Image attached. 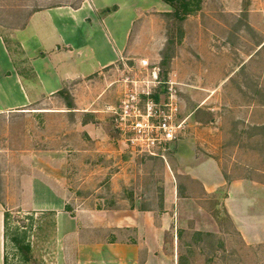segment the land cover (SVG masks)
Instances as JSON below:
<instances>
[{"label": "rangeland", "instance_id": "374dc122", "mask_svg": "<svg viewBox=\"0 0 264 264\" xmlns=\"http://www.w3.org/2000/svg\"><path fill=\"white\" fill-rule=\"evenodd\" d=\"M80 1L0 0V34L13 50L27 80L32 79V74L16 39L11 37L15 29L23 26L34 10L52 5H77ZM196 1L198 9L183 20L167 13H145L140 19L144 26L133 29L130 35L126 57H121L100 75L92 76L91 83L63 89L44 104V107L68 110L60 113L62 116L48 121L41 113L23 114L20 118L0 116V202L7 212L4 264H51L53 260L52 214L29 210L27 200H19L16 183L29 170L23 156L30 155L29 161L38 159L32 151L40 148L45 133L59 130L68 137L70 142L65 143L69 145H72V135L81 138L82 114L73 109L97 110L93 113L99 118L95 132L115 137L108 143L116 153L111 159L106 157L107 143L104 142H73L76 151L68 158L61 186L69 197L66 208L71 213H76L78 208L129 209L133 200H143L144 205L137 207H148L146 202L162 200L167 165L176 172L180 184L189 181V175L176 160L177 143L165 152V160L159 156H139L119 139L112 116L106 111L108 105L119 103L120 79L133 74V71L127 73L126 67H132L138 74L142 59L148 60L150 68H158L162 79L173 76L184 84L178 92V119L192 115L178 137L192 139L189 148L185 147V155L190 160L194 155L196 159H215L227 179L248 174L258 178L262 174L264 0ZM93 99L96 102L90 106ZM71 102L74 108H68ZM102 140V137L97 139ZM121 165L123 172L110 174V170L117 172ZM34 166L36 169L38 163ZM197 186V182L190 181L188 191L196 204L180 207L179 215L170 223L171 228L166 229L167 235L176 232L178 236L177 264H264V245L243 243L225 212L215 208L219 194L200 196ZM207 211L214 217V225L209 227L205 222Z\"/></svg>", "mask_w": 264, "mask_h": 264}, {"label": "crops", "instance_id": "0c3cea01", "mask_svg": "<svg viewBox=\"0 0 264 264\" xmlns=\"http://www.w3.org/2000/svg\"><path fill=\"white\" fill-rule=\"evenodd\" d=\"M150 11L165 14L171 9L161 0H81L77 5H52L30 12L11 37L16 39L32 79L23 76L13 50L0 34V116L20 118L23 114L41 113L48 121L67 113L68 110L44 104L63 89L91 83L92 76L126 57L133 29L144 26L140 19ZM95 102L93 99L89 105ZM72 104L68 108H74ZM73 111L82 114L81 138L72 135L69 145L65 143V133H45L40 148L32 151L38 159L29 161L30 155L23 156L30 173L25 171L16 183L19 200H27L29 210L52 214L55 245L51 264H177L178 236L176 232L167 235L166 229L171 228L180 207L196 204L188 193L190 181L197 182L200 196L219 194L215 208L225 212L243 243L264 245V171L258 178L248 174L227 179L215 159H196L194 155L190 160L185 155L191 138L178 137L169 146L177 143L176 160L189 175V181L180 184L176 172L167 165L162 200L146 202L145 208L137 207L143 200H133L129 209L78 208L71 213L66 208L69 197L61 186L68 158L76 151L73 142H104L106 157L111 159L116 153L108 143L115 137L95 132L99 118L93 113L97 110ZM191 115L184 119L188 121ZM100 137L103 140L98 142ZM122 170L121 165L117 172L110 170V174ZM6 213L0 202V264H4ZM206 219L208 227L214 225L210 211L206 212Z\"/></svg>", "mask_w": 264, "mask_h": 264}, {"label": "built area", "instance_id": "2783aa9c", "mask_svg": "<svg viewBox=\"0 0 264 264\" xmlns=\"http://www.w3.org/2000/svg\"><path fill=\"white\" fill-rule=\"evenodd\" d=\"M149 65L148 60H140L138 74L126 67L133 74L120 79L119 103L108 105L106 111L131 152L164 159L171 142L185 129L186 120L178 119L180 83L173 76L162 79L158 68Z\"/></svg>", "mask_w": 264, "mask_h": 264}, {"label": "trees", "instance_id": "16d2710c", "mask_svg": "<svg viewBox=\"0 0 264 264\" xmlns=\"http://www.w3.org/2000/svg\"><path fill=\"white\" fill-rule=\"evenodd\" d=\"M168 4L171 8V12L167 14L178 20H183V18L192 11L198 9V1L196 0H161ZM108 11V10H107ZM67 106H71V103Z\"/></svg>", "mask_w": 264, "mask_h": 264}]
</instances>
